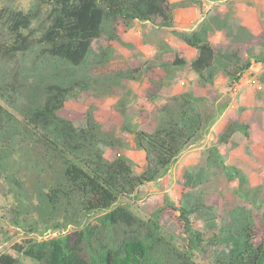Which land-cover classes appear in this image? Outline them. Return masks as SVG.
Listing matches in <instances>:
<instances>
[{
    "label": "trees",
    "instance_id": "16d2710c",
    "mask_svg": "<svg viewBox=\"0 0 264 264\" xmlns=\"http://www.w3.org/2000/svg\"><path fill=\"white\" fill-rule=\"evenodd\" d=\"M47 9L44 24H36L38 8L0 9L12 41L5 44L11 57L40 46L60 63L77 67L89 54L93 42L101 39L109 26V40L122 41L119 27L134 22L151 30L144 41L160 50H171L166 31L174 25L172 13L179 7L202 8L204 1L220 0H38ZM204 16L186 30L172 33L195 49L187 61L181 50H174L171 66L196 75L195 85L214 84L215 64L222 67L230 84L239 83L253 62L264 60V51L242 55L217 52L209 40L215 27L226 28L221 19ZM40 26V28H39ZM111 46V45H110ZM146 94L155 101L167 70L148 67ZM264 111V71L260 75ZM39 98L23 93L15 82L0 74V176L9 184L15 198L14 222L45 229H66L52 237H26L0 252V264H264V235L258 237L250 211H233L235 221L227 230L232 236L227 249L219 248L214 232L198 223L196 208L166 198L150 216L122 197L138 194L150 182L163 177L180 154L201 139L225 111L228 100L203 108L202 96L190 89L166 98L161 115L150 126L133 124V146L143 152L144 165L136 171L133 161L115 150L110 158L101 147V128L88 113L79 111L78 83L47 85ZM78 100V99H77ZM151 127V128H149ZM207 165L219 166L226 175L235 173L223 161L215 145L205 149ZM32 179L33 196L24 193L25 179ZM170 208L176 233L158 222L163 209ZM25 215V217H22ZM264 222V208L261 216ZM33 233L34 229H29ZM39 232V231H36ZM213 245L204 257L205 245Z\"/></svg>",
    "mask_w": 264,
    "mask_h": 264
},
{
    "label": "rangeland",
    "instance_id": "374dc122",
    "mask_svg": "<svg viewBox=\"0 0 264 264\" xmlns=\"http://www.w3.org/2000/svg\"><path fill=\"white\" fill-rule=\"evenodd\" d=\"M218 4L212 6L204 1L201 10L174 9V25L163 28L171 50H159L156 43L143 42L144 35H149L151 30L134 22L127 28L120 26L122 41L113 42L109 40L110 26L107 24L103 37L93 42L86 59L77 67L60 63L43 53L40 46L10 57L4 45L10 43L12 37L5 22H0V74L5 81L17 83L23 93L35 99L42 97L50 84H81L73 105L79 104V111L88 113L99 123L104 155L110 158L118 150L128 156L135 170L140 172L144 155L133 146V124L151 126L161 115L160 107L166 98L190 89L198 91L202 96L200 104L206 109L228 100L227 108L209 131L184 150L163 177L142 187L136 196L122 197L123 202L131 201L140 211L153 217L157 204L166 198L174 203H187L197 209L198 223L207 227L209 233L214 232L217 241L221 240L217 246L227 249L232 240L227 230L235 224L231 218L233 211H241L242 215L250 211L258 237L264 235L261 217L264 208V111L261 92H258L264 60L253 62L239 83L230 84L222 70L229 62L221 58L214 67L212 86H194L190 82L196 80L194 73L171 66L174 50H181L187 61L196 54L195 49L176 38L172 30L190 29L202 20L203 14L221 19L226 25V28L214 27L209 33V40L221 55L231 56L230 52L235 50L245 56L264 51V0H222ZM8 7L38 8L42 14L36 24L45 23L48 8L38 0H0V9ZM206 7H209L207 12ZM149 65L168 71L157 93L160 97L155 101L146 94ZM208 145L217 146L223 161L235 173L226 175L219 166L207 165L205 149ZM25 181L23 191L31 198L34 195L32 179L28 177ZM14 203L9 184L0 176V252H12V244L26 237H52L70 228H47L41 234L38 225L18 226L14 222ZM172 214L170 208L163 209L158 222L176 233ZM29 229L36 230L32 233ZM212 246L205 245L201 255L208 258ZM22 261V264H31L28 259Z\"/></svg>",
    "mask_w": 264,
    "mask_h": 264
},
{
    "label": "crops",
    "instance_id": "0c3cea01",
    "mask_svg": "<svg viewBox=\"0 0 264 264\" xmlns=\"http://www.w3.org/2000/svg\"><path fill=\"white\" fill-rule=\"evenodd\" d=\"M220 1H222V0H220ZM220 1H217V2H214V3H212V2H208V3H210V4H212V6H217V5H219L218 4V2H220ZM203 4H204V2H203ZM202 4V5H203ZM189 8H191V9H198V8H196V7H189ZM189 8H187V9H189ZM208 8L209 7H206V11L205 12H207L208 11ZM199 10V9H198ZM208 15V14H207ZM204 16H206V14H203V16L200 18V19H202ZM192 21H194V19L192 18L191 19ZM198 23V22H197ZM196 25V23L193 25V27ZM192 28V27H191Z\"/></svg>",
    "mask_w": 264,
    "mask_h": 264
}]
</instances>
